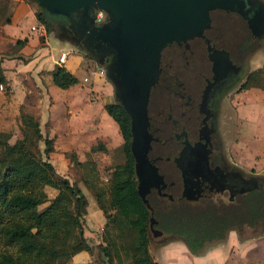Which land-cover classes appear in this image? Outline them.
<instances>
[{
	"label": "trees",
	"instance_id": "obj_1",
	"mask_svg": "<svg viewBox=\"0 0 264 264\" xmlns=\"http://www.w3.org/2000/svg\"><path fill=\"white\" fill-rule=\"evenodd\" d=\"M46 16L40 10L35 13V19L48 33L47 22L53 20L45 19ZM248 38L246 34L243 44ZM50 75L52 83L60 89L77 81L62 66H55ZM0 85L8 93L1 67ZM249 87L264 89V68L247 75L241 89ZM104 110L117 125L124 161L109 169L105 187L82 177L80 180L91 190L97 209L106 220L104 227L109 225L130 235L124 248L129 254V264H157L148 251L150 216L155 221L152 225L155 230L171 237L167 241L182 242L193 256L203 255L210 246L223 243L230 230L240 233L243 226L253 228L264 221V188L250 192L244 203L226 206L197 207L146 196L149 211L136 192L129 120L114 101L105 103ZM18 120L19 136L13 142L7 141V134H0V244L5 246L0 251V264H64L75 253L90 250L81 228L86 199L78 186L58 174L48 160L52 141L42 135L36 117L20 112ZM93 162L75 160L74 164L92 168ZM46 187L56 193L48 205L38 210L47 201Z\"/></svg>",
	"mask_w": 264,
	"mask_h": 264
},
{
	"label": "crops",
	"instance_id": "obj_2",
	"mask_svg": "<svg viewBox=\"0 0 264 264\" xmlns=\"http://www.w3.org/2000/svg\"><path fill=\"white\" fill-rule=\"evenodd\" d=\"M38 8L32 0H0V67L9 86L8 93L0 89V131L12 130L14 135L10 137L16 139L19 110L29 97L33 99L34 111L28 112L36 117L42 135L52 141L50 153L54 155L48 156V160H52L50 163L58 174L71 182L65 175L70 167L67 155L71 154V159L77 162L95 161L97 157L111 162L110 155L114 156L118 148L121 150L122 139L116 123L104 110L105 103L113 101L111 85L102 72L90 65V59L67 41H58L52 52L48 41L52 34L46 33L35 19ZM55 66L64 67L76 77V83L66 89L57 88L50 75ZM260 89H241L230 98L240 130L236 135L227 132L232 138L227 151L236 163L252 170L264 167V142L260 141L264 137L259 138L258 115L254 116L259 114L260 103L264 104V89ZM76 185L86 196L80 180ZM97 210L86 215L94 227L104 224V217ZM86 256V251H80L72 259L82 262ZM154 261L264 264V235L240 240L230 230L223 243L210 246L200 256L191 255L180 241H167L157 248Z\"/></svg>",
	"mask_w": 264,
	"mask_h": 264
},
{
	"label": "flooded vegetation",
	"instance_id": "obj_3",
	"mask_svg": "<svg viewBox=\"0 0 264 264\" xmlns=\"http://www.w3.org/2000/svg\"><path fill=\"white\" fill-rule=\"evenodd\" d=\"M46 17L53 20L47 22L53 35H72L66 19ZM209 18L201 36L161 49L159 73L147 101V131L151 136L147 158L162 176L163 187L149 188L146 196L197 207L238 205L250 192L264 188V169L246 171L238 165L224 147L220 131L222 103L233 91L241 90L249 74V54L264 38L251 36L245 20L235 12L215 9ZM246 34L250 38L243 44ZM106 50H93L98 66L108 64ZM212 50L226 51L233 66L214 73L208 58ZM182 151L183 172L174 162ZM192 163L196 169L190 168ZM184 179L186 190L192 184L191 191L197 190L191 194L193 199L182 196Z\"/></svg>",
	"mask_w": 264,
	"mask_h": 264
},
{
	"label": "water",
	"instance_id": "obj_4",
	"mask_svg": "<svg viewBox=\"0 0 264 264\" xmlns=\"http://www.w3.org/2000/svg\"><path fill=\"white\" fill-rule=\"evenodd\" d=\"M41 15L61 16L68 22L71 36L59 35L70 45L95 60L98 51L106 48L108 64L103 70L110 83L113 101L121 107L129 120V150L133 159L136 192L150 211L146 199L149 188L163 187L162 176L147 158L151 136L147 131V101L150 87L159 73L160 51L166 45L185 42L201 36L209 26V12L215 9L237 13L246 22L253 37L264 38L263 0H34ZM95 10L104 12L106 19L94 24ZM214 73L233 66L224 50L208 54ZM184 151V149H183ZM180 156L174 158L182 170ZM197 165L191 164L192 169ZM183 172V170H182ZM182 196L193 199L186 180ZM155 223L149 217V228ZM160 235L159 230H153Z\"/></svg>",
	"mask_w": 264,
	"mask_h": 264
},
{
	"label": "rangeland",
	"instance_id": "obj_5",
	"mask_svg": "<svg viewBox=\"0 0 264 264\" xmlns=\"http://www.w3.org/2000/svg\"><path fill=\"white\" fill-rule=\"evenodd\" d=\"M39 10L40 9L38 8L37 11H39ZM241 24L244 26L243 23H241ZM244 30H245V32H244ZM51 31H52V29H50L48 34L53 35V33ZM242 32H244V34L247 33L245 26H244V29H242ZM52 35H50L48 41H49V46H50L52 52H55V46H56L55 44L58 41L61 42V41H65V40L62 38L56 37L55 35H53V36ZM229 47L231 48L232 45ZM76 49L77 48H75V51L79 52L84 57L90 59L89 63L92 67H95L100 72L102 71L101 67H99L88 55H86L85 53L81 52L78 49L76 50ZM249 55L250 56H249V59L247 61V69H248L249 73L254 72L256 70H261V69L263 70V68H264V41H262L259 44V46H257L255 49H253ZM250 88L262 90V89H260V87H258V88L257 87L256 88L250 87ZM1 89L3 91L4 87H2ZM235 92L236 91H233V93L227 99H225L222 103V115L220 118V131L222 132L224 147H226V150H227L228 145L230 144V141L232 139L231 137H229L227 132L229 131L230 134L232 132L234 135H236V132L239 129V126H238L239 121L237 120L235 108H234L233 103H231V101H230V98L232 96H234ZM27 100H29V101H27L28 103L19 110L18 117L20 116V112L29 114L28 111H30V112L34 111L33 99H31L29 97ZM110 102H112V101H110ZM257 110H258L260 115L256 113L254 116L256 117L258 115V119H257V122L259 124L258 131L261 134V136L259 138H262V137H264V104L260 103L259 109H257ZM0 134H4V135L7 134L6 138L8 139L7 141L9 143L15 139L14 136L10 137V134L14 135L12 130H10L9 132L0 131ZM260 141L264 142V138H262ZM262 144H264V143H262ZM262 144L260 143V145H262ZM38 147H39V150H42L43 146H42V144H39ZM53 155L54 154H51V153L48 154V156H53ZM67 156H69L68 159H69L70 167H69L68 171L67 170L65 171V173H67V174H65V173L64 174L66 176L68 175V178L71 180L72 184H76V181L80 180L82 177V179L84 178L86 181H88V182L90 181L89 183L97 184V185H103V187H105V183L107 181L105 179V175L109 173V171H110L109 169L115 163H116L115 165L122 164L124 161L123 154H122L120 148H118L116 150V154L114 156L110 155L111 162L105 163V161L102 160L101 157L95 158V161L93 162L94 166L92 168H89L86 166L83 168L78 167L74 164L75 160L71 159V157H72L71 154H69ZM49 158L51 159V157H49ZM50 161H52V160H50ZM238 165L241 166V164H238ZM241 167L243 169H245L246 171L248 170L243 165ZM262 169H264V167L263 168H259V167L257 168L256 167V168H253V171H256V172L260 171L261 172ZM73 180H76V181L74 182ZM78 188L80 189V187H78ZM83 188L85 189V194H86V196H85L86 208H85V214L81 218V228H82V233H83L85 240L87 239L86 240L87 243L91 244V245H89L90 250L86 251L87 256L85 257L84 261L81 262V261L73 260L72 259L73 256H71L68 260L65 261L64 264H129V260H130L129 254L126 253L124 248H126L127 243L130 241V235L127 234L126 231H124V230L111 229V227L109 225L107 228L104 227V224L99 225L98 227H94L93 225H91V222L86 215H87V213L90 214L91 211L97 212L98 210H97V206L95 204V200H94V197L92 195L91 190L88 189L87 187H83ZM45 193H46L47 201L42 203L41 205H39L37 208L38 210H42L46 205H48L49 200L54 196L56 191L51 189V188L46 187ZM82 193L84 194L83 191H82ZM109 212H111V211H109ZM105 222H106V220L104 218V223ZM153 230H154V228L152 226V228L149 231L150 242H149V246H148V251H149L151 258L153 260H155L157 248L159 246H161L163 243H165L169 238L171 239V237L164 235V234L154 235ZM236 233H237L240 240H248V239L252 240V239L259 238V237L264 235V221L258 222L257 224H255V226L253 228L243 226L240 233L239 232H236ZM4 249H5V246L0 244V251H3ZM104 252H106V254Z\"/></svg>",
	"mask_w": 264,
	"mask_h": 264
},
{
	"label": "built area",
	"instance_id": "obj_6",
	"mask_svg": "<svg viewBox=\"0 0 264 264\" xmlns=\"http://www.w3.org/2000/svg\"><path fill=\"white\" fill-rule=\"evenodd\" d=\"M104 21H105V14H104V12L101 11V10H95L94 13H93V22H94V24L97 25V24H100V23H102ZM1 88H2V86L0 85V89Z\"/></svg>",
	"mask_w": 264,
	"mask_h": 264
}]
</instances>
